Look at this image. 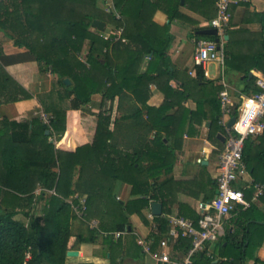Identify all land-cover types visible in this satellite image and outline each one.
<instances>
[{
  "label": "trees",
  "instance_id": "trees-1",
  "mask_svg": "<svg viewBox=\"0 0 264 264\" xmlns=\"http://www.w3.org/2000/svg\"><path fill=\"white\" fill-rule=\"evenodd\" d=\"M208 1L215 7L216 0H184V3L182 0H114L115 11L120 17L107 14V18H101L97 15L98 0H0V31L12 39L15 46L26 49L24 53L11 56L0 52V105L33 97L7 73L5 68L9 65L36 62L40 73L57 77L58 86L46 98L39 96L45 112L52 113L50 125L38 116L26 122L0 119V185L4 188L0 189V196L7 198L3 205H8L6 208L0 205V264H66L74 239L71 231V223L76 218L73 205L80 203L77 198L72 203L67 199L75 194H89L85 217L99 220L100 231L106 233L104 244L113 250L122 246L123 241H117L115 233L133 234L130 215L136 213L147 223L143 210L150 206L151 201H160L164 206L169 204L164 191L172 193L175 184L180 183L172 179L161 184L157 182L162 173L171 172L176 158L173 150L182 148L185 133L194 135L197 126L210 118L208 138L218 145L219 152L224 149L225 143L218 137V133L223 132L220 124L222 84L219 86L206 80L198 66H195L191 83L193 88L177 84L178 71L168 56L174 39L169 24L186 18L181 12L183 6L194 10V5L206 7ZM157 11L167 15L168 25L160 27L153 22ZM203 15L211 18L209 13ZM254 18L260 24L259 33L230 28L227 30L230 40L224 44L226 66L237 71L242 67L245 69L247 86L242 91L249 95L259 91L255 77L247 81L250 71L257 69L264 73V12L254 14ZM95 19L106 25L112 24V29L121 30L120 33L113 34L111 40H105L101 31L92 26ZM248 22L249 18L245 17L243 23ZM199 30L193 28L189 39L214 41L213 37L199 35ZM243 34L248 35L245 36L248 48L255 46L260 38L259 49L234 56L228 52L227 45L238 43L239 36ZM116 36L120 37L119 41L113 42ZM86 40L91 42L84 62L80 54ZM112 57H120L121 62L114 63ZM145 63L147 68L142 71ZM65 79H69L71 84L67 85ZM150 86H155V90L165 96L158 107L148 104L152 95ZM127 92L133 94L140 106L129 104L125 108L127 115L117 117L114 111L107 117V111L111 110L107 105L109 101L118 99L116 111L122 112L124 101L131 98ZM54 93L58 95L57 101L51 98ZM94 94H101L103 103L94 125L90 127L95 134L91 144L75 152L57 150L51 139L59 140L66 132L67 109H83ZM187 99L196 101L195 110L182 105ZM66 101L68 104L63 107ZM175 105H178V110L167 114ZM234 114L236 116L237 112ZM126 118L132 121V127H140L144 131L132 153L122 152L120 146L113 143L120 120ZM48 130L50 133L46 134ZM153 130H156L155 137L148 140L147 136ZM162 133H165V138ZM256 139L246 140L243 156L254 181L264 184V134ZM76 172L79 178L75 182ZM108 177L113 182L112 186L105 182ZM119 180L131 185V195L142 198L123 203L114 193V184ZM87 183L89 188L84 190ZM207 183L210 189H206L209 193L206 198L212 200L217 184L211 178ZM38 188L54 189L56 194L50 196L45 204L41 221L27 212L30 221L26 224L16 216L20 207L31 202ZM244 193L251 201L253 190L247 189ZM99 200L101 203L106 201L104 207L98 203ZM259 203L234 211L225 223L224 235L213 246V256L199 253L195 255L193 264H247L250 260L254 264H264L260 257L264 244V195ZM190 218L197 223L200 216L191 215ZM154 221L159 237L169 230L165 209L164 215L155 217ZM99 233L97 227L92 228L91 238L82 236L76 239L77 245L86 241L94 243ZM190 247L191 240L182 237L176 246L183 254Z\"/></svg>",
  "mask_w": 264,
  "mask_h": 264
},
{
  "label": "crops",
  "instance_id": "crops-1",
  "mask_svg": "<svg viewBox=\"0 0 264 264\" xmlns=\"http://www.w3.org/2000/svg\"><path fill=\"white\" fill-rule=\"evenodd\" d=\"M182 3H184V0H182ZM98 4L100 8H102L103 6L102 9L106 16L107 14H115L116 17H120L115 11L114 0H102V6L100 5V1H98ZM194 6V10L189 9L186 6H183L181 8V12L186 16L184 20L177 19L169 24L167 15L162 11H157L152 19L153 22H155L160 27L168 24L170 25V33L172 34L174 39L170 46V49L168 50V56L171 60V65L174 66L178 71L177 84H184L188 88H193V86H191V83L193 77L195 76L194 52L196 48L195 41L190 40L188 37L189 33L193 28H199L200 30L208 28L210 26L211 20L215 17L214 4H210L209 1L206 7H199V5ZM99 7L97 6V8ZM262 12H264V0H244L239 2L238 4H235L231 16L232 30L246 29L249 33H259L260 24L254 18V14ZM204 13H209L211 15V18L207 19L206 16L203 15ZM245 17L249 18V22L247 24L243 23ZM95 20L101 21L100 19ZM240 25L244 26L245 28H241ZM112 27V24H109L107 25L105 32H102L104 34L103 38L105 40H108L106 37L107 34L111 31L113 33L121 31H115L112 29ZM245 36L248 35L240 36L239 40H237L238 43L235 42L234 44H232V42H230L227 45L228 52L233 53L234 56H238L242 54L245 55L248 52L257 51L259 49L258 46L260 38H258L259 40H256L255 46L248 48L246 46L247 41ZM119 38V36H116L115 38H113V41L117 42L119 41ZM228 40H230L229 35L227 39L225 38V41ZM90 42V40H86L82 49V51L85 53L86 60L89 53ZM1 46L3 47V50L1 49ZM25 50L15 46L14 44H12L11 48H9L7 44L1 45L0 43V52L6 56L24 53ZM119 58L120 57H112V60L114 61V63H120L121 60ZM86 60L82 61L85 62ZM146 68L147 66L145 63L142 67V71H145ZM243 69L244 68L242 67L241 70L237 71L226 67L225 80L230 87L231 96L234 101H237L241 95H249L242 91L243 88L247 86L244 79L245 69ZM5 70L11 77H13V79H15L21 86L29 91L33 95V97L29 100L20 101L14 104L0 105V119L3 117L7 118L9 121L26 122L31 120L33 117H37V115L41 111L50 115L52 114L49 112H45L43 105L39 101V96H42V98H46V95L49 96L51 94L52 90L54 89V84L52 81L53 77L55 79V76H53L52 74L40 73L36 62H25L9 65L6 66ZM172 70H174L173 67ZM203 73L206 80L214 81L216 85L221 86L222 81L218 64H209L207 68L203 70ZM258 73L262 72L257 69H252L250 71L251 77L249 74L247 81H249L252 77H256ZM236 74H240V87L232 77ZM172 84L175 85L176 83L172 82ZM151 89L152 95L148 101V104L158 107L164 102L165 96L160 91L155 90V86H150V90ZM127 93L131 96L132 100L131 98H126L124 103L128 102L129 104L139 105V103H137V101L135 100L133 94L131 92ZM53 96H57V99H55V97ZM51 98L53 99V101H57L58 95L54 93L53 95H51ZM102 103L103 96L101 94H94L91 98V101L86 105L91 110L89 111V113H85L83 109H67V130L59 140L53 141V143L55 144V148L61 152H75L78 148L87 144H91L95 134L93 132V129H91L90 127L94 125V120L97 119V116L101 111ZM117 103L118 99L109 101L107 105L111 110L107 111V117L112 116L114 114V111L117 117L120 116L119 114H121L122 112L117 113ZM182 105L185 108L193 111L196 109L197 103L194 99H187L182 102ZM124 108L125 106L123 104V109ZM177 110L178 105H175L173 109H170L167 114H174ZM125 114L127 115L126 110L123 114H121V116ZM145 118H147L146 114ZM131 122L132 121L129 118H126L125 120L121 119L118 124L119 128L114 132L115 139L113 140V143L120 146L122 152L126 153L133 152L134 148L137 147V144L139 143V136L143 135L144 132L140 129V127H132ZM83 124L85 126H83ZM210 125V118L205 119L201 126H197V131L194 135H190L189 133H185L183 135V144L181 149L173 150L176 158H174L172 170L170 173H162L157 182V184H161L166 180L172 179L175 182L180 183L179 185L175 184V187L172 189V193H168L170 194V196L167 194V191H164V194H166V200L169 199L170 201L167 206H164V204H162L160 201H151L150 206L143 210V215L144 218H146L147 223L144 222L141 216L138 217L136 213L130 215V229L132 230L133 234H124L121 238L115 237L117 241L121 239L123 241V245L118 248H114V250L111 248V246L104 245L102 237V240L100 241L101 243L98 242L97 239L96 241H94V243L86 241L77 245L78 241L76 239L82 236L83 238L88 237L90 230L94 228V226H92L94 222L97 223L96 227L98 228V231L100 233H102V231H100L98 227L99 220H97L96 218L87 220V217L80 218L76 215V218L73 219L71 223V231L74 239L72 243L73 247L70 251H77L78 253L77 255H71L70 258L67 253L66 264H122L123 262H125V264H153L152 260L148 257V255L146 256L143 253L142 248L138 244V241L140 239L147 238L150 235H155V228H157V224L155 223L154 218L159 216L154 215L152 205L154 203L162 204V215H164L165 209L168 220L171 217L183 216L184 214L186 215V217L184 215L185 218L191 219V215L200 216L199 206L201 203H206L211 200L206 198V195L209 194L207 190L210 189V186H208L207 182L209 178L214 179L216 182V175L218 172V156L220 152L218 145L208 138ZM85 127L87 130L85 129ZM155 134L156 130L150 132L147 136L148 140H153ZM219 135L223 136V132H219L218 136ZM162 136L165 138V133H162ZM219 139L221 140V138ZM218 152L219 154H217ZM214 159L217 160V164L214 162ZM78 169L79 167H77V170ZM55 170L59 172L58 169ZM78 178L79 173L76 172L74 181L76 182ZM95 179H97L96 176ZM105 182L108 185L113 184L111 178L109 177L108 181ZM151 183L154 184V181H151ZM88 184L89 183L84 185L86 186L84 187V190H87L89 188ZM1 188L2 187L0 185V189ZM114 188L115 196L123 203H128L142 198V196L131 195V185L127 184L125 181H117L114 184ZM2 189L4 190V188ZM214 190L216 195L217 188H215ZM40 194H44L45 197L42 199L38 198V195ZM53 194H56L54 189L50 190L38 188L34 192L31 202H27V204L31 206L30 203L33 204L38 199H40L43 200V206H45L49 197ZM79 195L80 194H75L74 196H71L69 199H67V202L72 203L73 200L77 198L80 202L79 205L84 203L85 208H87L86 201L89 194L85 193V195ZM5 201H7V198H5L3 195L0 196V203L2 207L4 206L3 203L5 204ZM103 202L101 203V200H99L98 203L100 205H103L104 207L106 201L104 203ZM26 211L31 212L28 211V209ZM99 215L102 216V213L99 212ZM87 223L90 225L91 229L88 228L89 226H87ZM86 228H88L89 231L86 230ZM261 249L262 250L260 252V257L262 260H264V244ZM247 264H254V261L250 260L247 262Z\"/></svg>",
  "mask_w": 264,
  "mask_h": 264
},
{
  "label": "built area",
  "instance_id": "built-area-1",
  "mask_svg": "<svg viewBox=\"0 0 264 264\" xmlns=\"http://www.w3.org/2000/svg\"><path fill=\"white\" fill-rule=\"evenodd\" d=\"M244 0H216V16L208 28L218 31L220 42L200 39L195 41L194 64L203 70L211 63H216L220 69L223 90L220 93L222 118L220 121L225 137V147L218 156V172L216 175L217 194L212 200L199 206L200 219L195 221L183 216L169 219V230L161 234L155 228V235L138 241L143 253L152 260L153 264H193L195 255L206 252L212 257L213 246L225 233V223L234 211L248 209L251 203H256L264 195V184H258L249 174L244 160L245 142L249 138H258L264 134V73H258L255 85L258 93L240 96L234 101L230 87L226 83V55L224 52L225 36L231 23V8ZM120 33V32H117ZM115 34H107V39ZM235 111L237 115L235 116ZM232 117L236 122L232 127L228 122ZM42 121L50 125L52 117L41 115ZM252 189L251 201L247 200L244 190ZM73 211L81 218L86 215L85 204L73 205ZM94 227L97 223H93ZM124 232L115 233L116 238ZM106 235V233L104 234ZM191 240L190 249L183 254L178 251L180 238Z\"/></svg>",
  "mask_w": 264,
  "mask_h": 264
},
{
  "label": "rangeland",
  "instance_id": "rangeland-1",
  "mask_svg": "<svg viewBox=\"0 0 264 264\" xmlns=\"http://www.w3.org/2000/svg\"><path fill=\"white\" fill-rule=\"evenodd\" d=\"M98 1H100V5L102 6V0H98ZM98 7H99V4H98ZM102 8H103V6H102ZM102 8H98V16L99 17H104V18H107V16L104 14V11H103V9ZM109 10V9H108ZM232 10H233V8H231V14H232ZM107 22H110L109 20H107ZM110 24V23H109ZM232 27V25H231V23L229 24V29ZM240 27L241 28H245L244 26H242V25H240ZM93 30V29H92ZM97 30V29H96ZM105 32V31H101V35H102V37H103V33ZM242 35V34H241ZM240 35V36H241ZM0 43H1V45L2 44H7V46L9 47V48H11V45L12 44H14V41L12 40V39H10L9 37H7L6 36V34H4V32H1L0 31ZM239 36V37H240ZM114 42V41H113ZM84 44H85V42H84ZM83 48V47H82ZM1 49L3 50V47L1 46ZM23 50H25V48H22ZM25 52H26V50H25ZM80 58L82 59V60H86V57H85V53L82 51L81 52V54H80ZM145 62H148V61H145ZM54 76V75H53ZM48 77V76H47ZM233 77V79L235 80V82H237V85L240 87V80H239V77H240V74H236L235 76H232ZM256 78V77H255ZM56 81H57V77L55 76V79H54V77H53V84H54V87H57L58 88V86H57V84H56ZM61 91V90H60ZM57 94V93H56ZM46 96H48V95H46ZM53 97H55V96H53ZM55 99H57V96L55 97ZM41 103V102H40ZM68 104V101H66L65 102V104L63 105V107L64 106H66ZM129 105V103L127 102V103H124V106H125V108L127 107ZM125 108L122 110V113L121 114H123L124 112H125ZM83 111H85V113H88L89 111H91L89 108H88V106H86L85 105V107L83 108ZM42 112V113H41ZM37 116H40V118H41V115H47V116H50V117H52L50 114H47V113H44L43 111H41ZM118 113V112H117ZM121 114H119L120 116H121ZM42 120V119H41ZM52 140V139H51ZM255 141H257V139L255 138L254 139ZM217 159V158H216ZM214 162L216 163L217 162V160H215L214 159ZM217 164V163H216ZM93 175V174H92ZM94 177H95V175H93ZM90 178H92V177H90ZM169 192H167V194H168ZM45 197V195L44 194H40V195H38V198H44ZM256 203H258V205H260V203H259V201L258 202H256ZM9 204L11 205V202L9 201ZM31 204V206H29V205H26V207H24V206H22V207H20V211H18L19 213H18V215L16 216V218L18 219V220H21L22 222H24V223H26V224H29V221H30V218H28L27 216H26V213H27V209H28V211H31L30 212V215H34V216H37V218H39V220L41 221V219L43 218V216H44V213H45V211H44V203H43V200H40V199H38L36 202H34L33 204L32 203H30ZM0 205H1V203H0ZM2 206V205H1ZM6 206H8L7 204L6 205H4L3 207H6ZM11 206H9V208H10ZM138 215V214H137ZM78 217H80L81 218V216H79L78 215ZM138 217H140L139 215H138ZM87 220H92V219H90V218H87ZM87 226H89L88 228L89 229H91V227H90V225L87 223ZM92 226H94L93 224H92ZM88 228H86V230H88L89 231V229ZM104 232H102V235H101V233H99V238H98V242H100L101 240H102V238H104V237H106L104 234H103ZM89 238H91V234L89 233V236H88ZM102 237V238H101ZM101 243V242H100ZM102 245V244H101ZM104 245H106V244H104ZM122 264H125V262H123ZM141 264V263H140Z\"/></svg>",
  "mask_w": 264,
  "mask_h": 264
},
{
  "label": "water",
  "instance_id": "water-1",
  "mask_svg": "<svg viewBox=\"0 0 264 264\" xmlns=\"http://www.w3.org/2000/svg\"><path fill=\"white\" fill-rule=\"evenodd\" d=\"M95 29L99 30V31H105L107 25L104 23V22H101L99 20H94L93 21V25H92ZM198 34L201 35V36H209V37H213L215 42L216 43H219L220 42V38L218 37V31L217 29L215 28H205V29H201L198 31ZM225 38L227 39L228 38V35L225 36ZM250 77H251V74H250ZM65 83L67 85L71 84V81L69 79H65L64 80ZM236 122V118L235 117H232L230 119V121L228 122V126L229 127H232ZM50 131L48 130L46 132V134H49ZM219 138H221L222 142H225V137L222 136V135H219L218 136ZM218 192H216L217 194ZM152 209H153V213L155 216H161L162 215V204L160 203H154L152 205ZM77 251H69L68 252V256L69 255H77Z\"/></svg>",
  "mask_w": 264,
  "mask_h": 264
},
{
  "label": "clouds",
  "instance_id": "clouds-1",
  "mask_svg": "<svg viewBox=\"0 0 264 264\" xmlns=\"http://www.w3.org/2000/svg\"><path fill=\"white\" fill-rule=\"evenodd\" d=\"M215 41V40H214ZM52 142H53V139H52Z\"/></svg>",
  "mask_w": 264,
  "mask_h": 264
}]
</instances>
